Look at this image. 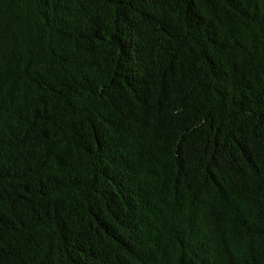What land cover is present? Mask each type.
<instances>
[{"label":"trees","instance_id":"obj_1","mask_svg":"<svg viewBox=\"0 0 264 264\" xmlns=\"http://www.w3.org/2000/svg\"><path fill=\"white\" fill-rule=\"evenodd\" d=\"M0 264H264V0H0Z\"/></svg>","mask_w":264,"mask_h":264}]
</instances>
